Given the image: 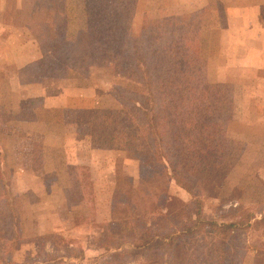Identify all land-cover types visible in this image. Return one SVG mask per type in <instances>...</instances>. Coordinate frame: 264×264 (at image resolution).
<instances>
[{"label":"rangeland","instance_id":"obj_1","mask_svg":"<svg viewBox=\"0 0 264 264\" xmlns=\"http://www.w3.org/2000/svg\"><path fill=\"white\" fill-rule=\"evenodd\" d=\"M65 3L69 14L65 33L71 39V48L55 54L43 52L38 42L42 25L51 21L54 0H0V120L5 122L0 123V264H138L144 260V255L128 243L126 228L132 217L116 216L111 211L112 187L117 182L124 192L128 183L134 186L131 208L127 209L131 216L137 215L150 198L165 214L183 217L188 205L199 198L202 216L208 220H239L243 215L235 209L239 205L260 217L264 213V71L241 63H253L257 52L264 51V40L257 36L258 32L264 33V2L136 0L133 37H140L146 21L155 18L170 16L179 24H197L201 52L198 80L226 83L234 91L233 117L226 129L233 140L231 154L210 185L199 187L193 195L170 180L163 169L151 177L149 165L143 168L139 160L124 151L107 150L95 155L86 151L85 137L91 133V125H75L77 115L67 109H43L41 118L48 124L45 128L55 132L57 141L61 136L65 138L64 134L70 144L80 140V150H50L43 143V136L27 134L26 130L35 129L32 124L28 126L30 121H25L35 106L28 100L33 88L28 80L37 70L44 78L71 79L69 76L75 75L93 86L96 104L90 108H119L115 90L138 86V79L113 67L91 65L87 0ZM239 5L251 7L242 9ZM35 50L41 52V59L19 71L17 64L27 62L26 56H32ZM42 66L46 70L52 66L58 71L55 73L65 75L48 77ZM63 67L67 69L63 71ZM38 128L41 133L45 130L43 126ZM26 150H32L35 166L45 160L53 171L50 180L49 176L29 178L32 164L22 175L24 162L30 161ZM77 158L88 162L89 168L76 170L73 165ZM83 177L92 183L90 193L91 189L84 190L76 184ZM4 181L18 212L14 228L4 207ZM118 194L126 199L122 190ZM177 225L178 221L172 222L170 228ZM208 231L207 225H202L194 234L182 238L197 259L206 262L203 264H230L233 246L244 245L249 249L245 256L239 255L243 264H264V250L253 248L264 243L263 230L244 231L233 242ZM44 235L50 237L41 238Z\"/></svg>","mask_w":264,"mask_h":264},{"label":"trees","instance_id":"obj_2","mask_svg":"<svg viewBox=\"0 0 264 264\" xmlns=\"http://www.w3.org/2000/svg\"><path fill=\"white\" fill-rule=\"evenodd\" d=\"M54 2L51 21L42 25L38 42L45 53L48 50L66 53L71 48V39L65 33L68 7L66 0ZM135 5L136 0H87L91 65L113 67L129 78L138 79V86L115 90L119 108L76 110V121L91 125L94 148L126 152L128 157L139 160L143 168L149 165L151 177L155 175L153 172L163 169L170 180L193 195L199 187L210 185L231 154L233 140L226 129L233 117L234 91L226 83L198 80L201 52L197 24H179L170 16L155 18L146 21L140 37H133ZM52 66L47 70L42 66L44 75H65L55 73L58 71ZM87 181L84 179L79 186L91 189L90 193L92 183ZM2 185L4 207L14 228L18 212L8 196V184L4 181ZM120 190L126 199L119 196ZM133 192L131 182L125 192L117 182L112 187V212L116 216L132 217L126 235L132 248L144 255L138 264L206 263L197 259L196 253L182 240L202 225H207L213 236L232 242L253 228L264 233V213L258 217L239 205L235 208L243 213L239 220H208L202 216L199 198L188 205L183 217L165 214L150 198L137 215L131 216L127 209L131 208ZM176 221L177 227L171 229ZM47 237L50 235L41 238ZM253 248L264 250V243L259 242ZM248 249L245 245L233 246L230 264H243L239 255L245 256Z\"/></svg>","mask_w":264,"mask_h":264},{"label":"crops","instance_id":"obj_3","mask_svg":"<svg viewBox=\"0 0 264 264\" xmlns=\"http://www.w3.org/2000/svg\"><path fill=\"white\" fill-rule=\"evenodd\" d=\"M262 1L264 2V0ZM239 6H241L242 9L251 7V5H239ZM262 15H264V12H262ZM233 18L235 19V17ZM261 33L262 32L257 33L258 40H264V33L263 34ZM32 56L31 55H28V57L26 56L27 62L20 64L18 63L17 69L19 71H24L27 67H29V65L31 67V64H35L42 57L41 52H38V50L37 51L35 50ZM251 62L253 63H250V61L248 60L247 62L241 64L242 66L257 67V69L264 71V51L257 52V55H255V59H253V61ZM69 78L71 79L44 78L41 76L40 71L37 70L35 71L33 77H31L30 80H28L29 82L31 81V84H33L32 93H31L32 95L29 96L30 98L28 100L32 101V103L35 104V106L31 110L30 118L25 119V121L26 120L30 121L28 123V126L29 125L31 126L32 124L31 128L35 127V129L26 130V132L27 134L29 133L36 136H41V137L43 136L42 138L44 141L43 143H45V145H47V148H49L50 150L62 148V150L66 152L67 150H69V147L71 151H75L76 148L80 150L81 147H79L78 144L80 140H76L77 143L70 144V142L67 139V135L64 134L66 139L62 138L61 136V138L57 141L55 132L53 133L51 129L45 128L46 126H48V124L44 120H42L43 118H41V111L44 109L45 111L49 112L52 109H56V107H61L67 109L68 112L71 111L75 112L76 110H81V109H92L90 107H94V105L96 104L94 100L95 90L93 86L85 83L81 78L78 79L75 75H71L69 76ZM35 101L40 103L36 104ZM41 103H43V105ZM47 119L48 122L52 121L51 120L52 118H47ZM74 120H75L74 123L75 125L81 124L80 122H77L76 119ZM0 121H1L0 123H5L4 120H0ZM42 126L46 131L44 130V132L41 133L38 130L39 129L38 127H42ZM52 139H54L53 142H49V140ZM3 149L4 148L1 149V152H3ZM84 149L89 153H92L93 155L107 153V150H110V149L101 150L100 148H94L91 144V133L87 134V136L85 137ZM113 151L120 152V150H113ZM26 154H28V158H29L28 160L30 161L24 162V165L22 166L23 168L21 169L23 170L22 175L24 176L27 174L25 170L29 169L32 164L33 169H31L30 171V175L28 176L29 178L35 177L38 180H40V179H47L49 176V180H50L52 178L53 171H51L47 167V163L45 162V160H43V162L39 164V166H35L36 159L34 158L35 156L33 155L32 150H26ZM77 155H81V152H77ZM79 159L78 158L76 159L77 164L73 165V167H76V170L88 169L89 167L86 166V163L88 162ZM25 160H27V157ZM84 179L85 177H83L82 180L80 179V181H78L79 180L78 179L76 184L78 185L81 184L82 181H84Z\"/></svg>","mask_w":264,"mask_h":264}]
</instances>
